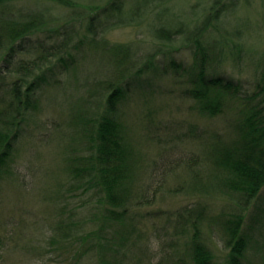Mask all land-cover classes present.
Returning a JSON list of instances; mask_svg holds the SVG:
<instances>
[{"label":"trees","instance_id":"16d2710c","mask_svg":"<svg viewBox=\"0 0 264 264\" xmlns=\"http://www.w3.org/2000/svg\"><path fill=\"white\" fill-rule=\"evenodd\" d=\"M239 6L240 0H208L192 6L202 14L185 19L173 0H0V178L10 174L16 181L22 179L10 170L11 149L33 111L50 102L51 97L45 100L43 95L48 86L60 85L52 60H60L74 72L66 85L81 80L76 55L85 46L103 54L110 66L104 77L80 87L84 93L71 101V141L60 150L56 185L50 179L37 183L41 167L30 164L35 169L32 187L38 191L39 204L30 216L17 217L13 223L9 219L11 236H0V260L127 264L138 243L131 207L150 202L144 182L153 165L149 164L152 155L142 151L143 142L135 129L132 135L122 119L128 114H121L118 104L134 75L156 67L160 55L187 47L196 71L190 72L194 87L185 96L196 101L202 116L214 121L228 116L229 122L223 130L196 124L180 139L197 153L184 162L177 176L181 187L171 189L178 193L185 188L199 200L177 211L176 219L166 217L173 227L172 244L185 245L180 264H246L251 250L261 255L263 262L258 264H264V62L257 65L261 79L253 91L243 81L209 75L211 69L227 62L238 65L255 53L245 40L247 21H240L239 28L228 26L239 21L235 17ZM143 21L158 41L153 50L142 54L131 43L106 37L110 30ZM173 64L183 68L176 60ZM147 118L150 127L139 136L143 134L151 150L172 142L174 131L163 130L153 117ZM23 182L21 187L30 189ZM81 191L90 194L91 206L102 205L104 212L93 207L84 215L79 201L72 203ZM60 200L64 203L55 205ZM49 212L56 215L45 217ZM208 230L223 241L225 259L218 258L205 242ZM28 231L33 232L30 242L24 240Z\"/></svg>","mask_w":264,"mask_h":264},{"label":"rangeland","instance_id":"374dc122","mask_svg":"<svg viewBox=\"0 0 264 264\" xmlns=\"http://www.w3.org/2000/svg\"><path fill=\"white\" fill-rule=\"evenodd\" d=\"M173 1H177V7L185 19H191L193 15L202 14V10H192V6L205 3L208 0ZM235 17H238L239 21L229 22V28H239L242 25L240 21H247L244 30L245 40L248 48L255 50V53H251L249 59L242 60L238 65L227 62L216 70L211 69L209 75H224L243 81L253 91L259 83V78L261 79L260 69L257 65L264 62V0H240V6ZM106 37L111 42L131 43L139 48L142 54L148 50H153L154 45L158 44L144 21L110 30ZM169 49L172 50V48ZM92 50L91 46H85L78 52L79 54L76 53L78 54L76 56L79 57L77 66H79V70L81 69L78 78L81 80H73L68 85H66L67 80L71 78L74 72L64 68L60 60H52V63L57 66L56 78L60 80V85L48 86V91L44 92L43 95L44 99L46 96H50V102L46 103L39 111H33L32 116L24 124L21 136L14 141L11 149L10 170L13 169L16 174L19 173L22 179L16 181L10 174L5 175V178H0V236H11L9 230L12 229V224H9V219L13 223L17 217L30 216L31 210L39 204L38 191L32 187L35 169L34 165L32 168L30 167L31 163L41 167V172L36 179L37 183L49 179L51 185L57 183V174L60 170L59 162L62 159L60 150L68 147V136L71 134L69 131L71 101L84 93V89H80V87L85 86V83L88 82L89 84L95 78L104 77L110 71L107 58L100 52L94 53ZM158 60L156 67L142 75H134L131 84H125L126 97L118 104L119 112L122 114L125 111L128 114L126 117L123 115L122 119L131 129L132 135L135 129L139 140L143 142L142 151L152 155L149 164L153 165V167H149L144 182L146 185L144 189H147L146 193L150 202L131 207V213L135 214L134 219L137 221L138 243L127 264H180L179 257L185 255L186 248L185 245L177 247L172 244L175 241L173 227L168 223L166 217L169 215L176 219L175 213L177 211L199 200L197 194H191L185 188L178 193H174L171 189L181 187V185L178 186L181 182L177 181V176L183 172L184 162L190 160L197 153L194 148L184 144L180 139L187 135L196 124L201 126L214 125V127L223 130L229 122L228 116L215 121L202 116L196 101L185 96L186 91L194 87V77L190 72L196 71L195 59L190 53V49L186 47L185 49L182 48L180 52L173 51L169 54L160 55ZM173 60L181 63L183 68L180 70L175 68ZM104 104L106 105V98H104L101 111H104ZM147 117H153L158 124H162L163 130L174 131L172 142H165L167 146L162 149L158 148L157 151H153L147 146L146 143L148 142L142 137V133L141 137L139 136V132L143 131L145 134L147 133L145 130L150 127ZM139 122L141 129L138 131ZM178 163L181 166L171 171V168ZM65 177V181H67L69 175L67 174ZM21 180L30 189L22 188ZM80 193L79 196L72 199V203L77 204L78 200L79 206L84 207L83 213H86L84 215H87L90 208L93 207L100 213L104 212V207L101 204L96 208L88 203L90 200L89 193L83 194L82 191ZM262 194L264 198V190ZM223 202L224 200L219 203L222 204ZM63 203L64 201L60 200L54 204L61 206ZM86 203H88L87 206H85ZM16 205L25 209L24 212L22 210L18 212ZM253 209L252 206L249 216ZM161 210L165 213H162ZM34 213L35 217L39 218V213L37 211ZM100 213L99 218L103 222L104 216ZM55 215L56 212L44 213L45 217H54ZM92 217L93 215H91ZM114 232H117V235L121 233L120 231ZM31 234L33 232L30 231L25 234L24 240L26 242H30L33 236ZM213 235L212 233L209 234V230L205 231V242L208 246L210 245L218 258L225 259L227 250L223 241L219 236ZM179 240L182 242L183 239ZM244 261L246 264H258V262L262 263L263 259L259 253L256 254L251 250ZM15 263L16 260L9 263L5 258L0 260V264Z\"/></svg>","mask_w":264,"mask_h":264}]
</instances>
